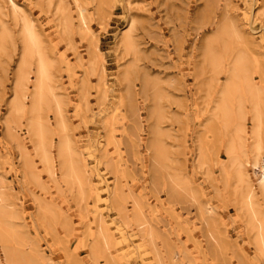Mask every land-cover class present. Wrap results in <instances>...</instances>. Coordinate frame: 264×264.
Returning a JSON list of instances; mask_svg holds the SVG:
<instances>
[{
    "label": "rangeland",
    "instance_id": "374dc122",
    "mask_svg": "<svg viewBox=\"0 0 264 264\" xmlns=\"http://www.w3.org/2000/svg\"><path fill=\"white\" fill-rule=\"evenodd\" d=\"M7 1L0 0V33L9 26L16 44L0 52V189L14 213L18 210L16 221L26 239L34 240L40 261L160 264L148 242L151 231L163 264H264L239 200L224 182L228 137L209 128L208 112L227 73H219L211 87L214 74L204 57L220 26L236 27L241 35L236 50L247 53L264 90V0H13L35 24L54 66L66 132L87 176L84 192L63 177L58 134L53 176L35 156L27 128L18 130L34 157L36 182L7 132L22 48L20 24ZM60 2L71 11L68 33L56 12ZM128 26L135 48L126 53L121 40ZM48 114L54 126V113ZM156 139L166 149L161 161L152 146ZM202 143L209 155L203 166ZM248 173L258 187L259 169L249 165ZM171 174L187 185H173ZM260 201L264 211L261 196ZM42 203H51L53 211L45 212ZM138 212L146 231L136 220ZM0 257L8 264L1 244Z\"/></svg>",
    "mask_w": 264,
    "mask_h": 264
},
{
    "label": "bare ground",
    "instance_id": "6f19581e",
    "mask_svg": "<svg viewBox=\"0 0 264 264\" xmlns=\"http://www.w3.org/2000/svg\"><path fill=\"white\" fill-rule=\"evenodd\" d=\"M8 1L12 7L11 14L13 15L14 22L20 24L19 35L22 48L16 69L13 97L10 100L7 132L16 140L25 166L34 174L35 178L32 179H38V182L40 176L35 172L36 163L34 157L21 143L18 130L23 126L27 128L34 145L35 156L39 157L43 166H45L53 176L55 165V156L53 154V148L55 147L54 135L58 134L59 141H57L58 143L56 145V155L59 159L61 170L63 171V177L67 183L70 185L72 184V186L73 184L77 185L78 188L82 190L84 184H86L87 176L82 164V158L75 149L74 140L70 138V134L68 135L66 132L69 128L67 127L68 124H66L67 120L65 121L64 115L65 100L58 91V83L56 84V79L52 71L54 66L52 68L51 59L49 60L47 56L42 36L37 31L33 21L29 16L21 13L13 0ZM49 1L51 2V0ZM64 5L67 4L58 3L56 12L57 10L61 12L60 17L63 15V30L68 33V29L71 28V21L73 20H71L70 16L71 11L69 10L70 13L68 14L69 11ZM77 5L76 7L81 6L80 4ZM84 10L85 8H80V12L78 13L77 9L76 13L82 16L83 13L81 12ZM81 19L79 18V20ZM83 20L85 21V19ZM82 23L84 22L82 21ZM226 25L223 24L219 27L217 36L209 40L204 49L205 61L208 66L211 67V71L214 74L212 82L210 81V86L212 87L213 84L218 83L219 73L223 70L227 73V79L225 78L226 80L224 83L220 84L217 90L216 100H214L208 112L210 121L209 128L213 132L222 131V133L228 137L225 148L228 160L226 163H223L222 166L223 176L225 178L224 182L232 187L234 194L237 196L239 200L238 208L243 212L242 215H245L247 227L253 232L258 250L264 256V211L260 201L261 196L264 202V90L255 82L253 73L248 66L249 58L247 53L243 50H236V45L239 41L238 38L241 35L233 31L236 27L230 30L232 25L230 28ZM129 26L127 29H129ZM132 26L134 27L133 21ZM79 27H82V25ZM130 29L125 35L123 34L121 40L122 44L125 46L124 51L126 53L127 50L130 51L135 48L132 40L133 28L131 31ZM130 32H132V35ZM0 34V52L3 53L6 51L7 44L12 43L11 45H15L16 43L9 26H3V31ZM216 43H218L219 46L215 45ZM94 46L96 47V44H94ZM96 56H93L89 61V63H91L89 65L92 69H94L93 65L96 64ZM226 64L228 65L226 66ZM128 73H130L129 70ZM125 77L126 75H124V78ZM128 78L129 76L127 79ZM156 108H158V105ZM158 110L161 114L160 106ZM49 111L54 113L53 116H55L56 120L54 126L50 120ZM249 122L251 124H249ZM155 128L157 127H154V129ZM155 131L158 132V130ZM152 146L157 152L158 159L163 160L166 156V149L162 142L156 139ZM198 154L200 165L203 166L209 159L204 143L200 145ZM250 154L252 155V160L250 159ZM249 165L254 169H259L258 187L253 183L248 173ZM170 179L173 185H187L186 181L180 175L171 174ZM81 192L84 191L82 190ZM8 199L5 191L1 188L0 244L6 262L8 264H43L40 261L41 259H39L40 257L38 258L37 253L33 252L37 251L36 245L34 246L32 244L34 240L30 242L26 239L28 238L25 234L26 232L24 230L22 231L20 227L21 224L19 226V223L16 221L19 217H17L19 214L18 210V214L14 213L12 210L14 205L12 206V203L10 204L9 202L11 199ZM42 204L45 212L53 211L51 210V203ZM42 204L38 206L42 207ZM53 209H55V207ZM139 212L136 214V220L141 225V229L146 231V227L143 226L142 215L139 214ZM54 213L56 212H53L55 218L57 216H55ZM46 217L45 215V218ZM147 236H149L148 242L152 247L154 258L158 263L163 264L159 251L153 241L151 231H147ZM28 245L30 250L26 249V246L29 248ZM0 264H4L1 257Z\"/></svg>",
    "mask_w": 264,
    "mask_h": 264
}]
</instances>
